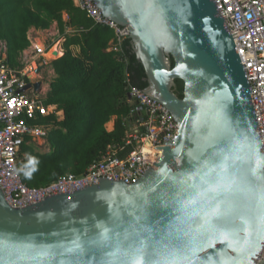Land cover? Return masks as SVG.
I'll return each instance as SVG.
<instances>
[{
    "label": "water",
    "instance_id": "water-1",
    "mask_svg": "<svg viewBox=\"0 0 264 264\" xmlns=\"http://www.w3.org/2000/svg\"><path fill=\"white\" fill-rule=\"evenodd\" d=\"M95 1L129 26L145 91L173 114L177 135L133 183L103 178L25 207L0 185V264H264L263 144L215 1ZM41 70L29 74L36 91Z\"/></svg>",
    "mask_w": 264,
    "mask_h": 264
},
{
    "label": "trees",
    "instance_id": "trees-1",
    "mask_svg": "<svg viewBox=\"0 0 264 264\" xmlns=\"http://www.w3.org/2000/svg\"><path fill=\"white\" fill-rule=\"evenodd\" d=\"M55 22L66 40L64 54L51 63L56 77L46 103L56 105L55 113L39 118L52 126L49 150L40 151L28 138L21 149L22 178L30 187L48 185L67 172L86 173L110 144L118 145L122 155L131 152L134 146L126 145V119L137 105L129 96L130 86H148L131 39L123 43L122 51L109 50L114 30L94 24L75 0H0V41L6 42L7 63L22 67V53L31 46L30 29L47 30ZM68 27L74 32L68 33ZM175 91L184 96L181 79H176ZM114 118V128L109 130Z\"/></svg>",
    "mask_w": 264,
    "mask_h": 264
},
{
    "label": "built area",
    "instance_id": "built-area-1",
    "mask_svg": "<svg viewBox=\"0 0 264 264\" xmlns=\"http://www.w3.org/2000/svg\"><path fill=\"white\" fill-rule=\"evenodd\" d=\"M214 1L234 37L251 83L264 152V0ZM75 4L86 11L94 24L113 29L115 38L109 50L122 51L123 43L130 38L129 26L120 25L105 16L95 0H75ZM54 49L43 42L33 43L32 55L37 56L38 61L32 65L26 59L23 68H13L3 59L0 61V185L9 203L16 207L37 203L53 194L74 192L97 184L103 178L136 182L148 168L155 166L163 147L178 132L179 124L169 109L145 89L131 85L129 96L137 105L126 119V145L134 146L131 152L122 155L118 145L110 144L100 158L90 164L86 173L67 172L48 185L28 186L22 178V145L27 138L37 141L48 137L52 126L39 122V118L49 117L56 109V106L46 103L48 92L43 95L42 90L36 91L31 83L38 76L37 68L42 67V72L56 59L53 53L57 50ZM29 74L33 78H29ZM39 76L44 83V76ZM258 261H264V250Z\"/></svg>",
    "mask_w": 264,
    "mask_h": 264
},
{
    "label": "crops",
    "instance_id": "crops-1",
    "mask_svg": "<svg viewBox=\"0 0 264 264\" xmlns=\"http://www.w3.org/2000/svg\"><path fill=\"white\" fill-rule=\"evenodd\" d=\"M64 20H68L67 13H64ZM52 30L55 31L54 33H58V35H59L60 38H64V40H66L65 37H61L60 36L57 22H55L51 26V28H49L47 30H40V29H36L34 27L30 29V31H29V38L31 39V46L22 53V56L20 58V61H21V63H22L23 66L25 65L24 63H26V59H28L29 64L31 63L32 65H34L38 61V57L37 56L34 57L32 55V52H33V50H32L33 43H35V42H41L40 41L41 39L38 37V34L40 32H49V31H52ZM67 32L68 33L69 32L72 33V29L70 27H68L67 28ZM50 45L52 47H55L54 50H57L58 49L57 50L58 56L56 57V59H58L61 55L64 54V48H63L64 43L61 44V41L58 40V41L52 42V43H50ZM6 50H7L6 42L0 41V61H1V59H3L4 61L7 62V52H6ZM77 51H80V49L78 48ZM56 59H54V60H56ZM54 60H52V61H54ZM50 65L45 68L46 70L44 69L42 72H40V74L44 76V73L47 72V71H49L51 73V74L49 73L51 76H55L56 77L55 69L53 67H51ZM23 66L20 67V68H23ZM44 78H45L46 81L44 80L45 82L42 84V88H41V90H42L41 92H42L43 95L45 94V91H46L47 88H48V91L50 90L49 87L51 85V81L49 82V79L46 78V75L44 76ZM51 79H54V77H52ZM53 106H56V105H53ZM61 114L63 115V111L57 112L58 117H61ZM114 121H115V118L112 121H110L109 124L107 125L109 130H112L114 128V125H115V122ZM31 141L32 142H35V144L38 146V148H39L40 151H42L41 149H43L45 147L47 148L46 151L49 150V143H48L47 138H44L43 140L39 139L37 141H33V140H31Z\"/></svg>",
    "mask_w": 264,
    "mask_h": 264
},
{
    "label": "rangeland",
    "instance_id": "rangeland-1",
    "mask_svg": "<svg viewBox=\"0 0 264 264\" xmlns=\"http://www.w3.org/2000/svg\"><path fill=\"white\" fill-rule=\"evenodd\" d=\"M55 31H49V32H40L39 34H38V37L41 39L40 41L41 42H43L44 44H46V45H50V43H52V42H55V41H61V44L62 43H64L65 42V40H64V38H60L59 37V35H58V33H54ZM57 47V46H56ZM77 49L78 48H75V52H78L77 51ZM58 50V49H57ZM51 66V65H50ZM52 67V66H51ZM50 72L49 71H47V72H45L44 73V76L46 75V78L47 79H49V82L51 81H53L54 79H55V76H51L50 74H49ZM54 74V73H53ZM52 77H54V79H51ZM50 88V87H49ZM48 92V88L46 89V91H45V95H46V93ZM46 147L45 148H43V149H41L42 151H46Z\"/></svg>",
    "mask_w": 264,
    "mask_h": 264
}]
</instances>
